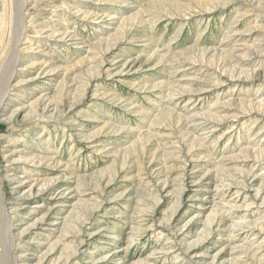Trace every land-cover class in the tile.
Wrapping results in <instances>:
<instances>
[{"label": "rangeland", "instance_id": "obj_1", "mask_svg": "<svg viewBox=\"0 0 264 264\" xmlns=\"http://www.w3.org/2000/svg\"><path fill=\"white\" fill-rule=\"evenodd\" d=\"M171 1L26 0L0 107V264H264V0ZM250 100L259 121L234 118Z\"/></svg>", "mask_w": 264, "mask_h": 264}, {"label": "bare ground", "instance_id": "obj_2", "mask_svg": "<svg viewBox=\"0 0 264 264\" xmlns=\"http://www.w3.org/2000/svg\"><path fill=\"white\" fill-rule=\"evenodd\" d=\"M209 1H214V0H209ZM171 7H173L174 8V14L173 13H171L170 12V14L171 15H175V14H177L176 12H175V9L176 10H181V2L180 1H176V0H172L171 1ZM13 6H14V8H15V14H14V16H13V28L11 29V32L12 33H14V43H13V46H12V52H11V54H10V59H8V61H7V65H6V68H8V70H7V72H8V75L6 76V78H5V80H4V82H5V84H4V86H3V92H2V95L0 96V107H1V105H2V103H3V101H4V99H5V97L9 94V91H10V88H11V83H10V81H11V74L13 73V72H15L16 71V68H14V64H15V66H17V65H19V63H20V60H21V56H20V49H19V43L21 42V38H22V36H23V26H24V22H25V9H26V0H14V2H13ZM208 6H210V5H208ZM214 6V8H217L218 7V5H211V7H213ZM170 7V8H171ZM205 7H207V6H205ZM169 8V7H168ZM12 12V11H11ZM167 13H169V11L167 10L166 11ZM208 11H206L205 12V14L207 13ZM96 19V18H95ZM12 22V21H11ZM10 22V23H11ZM11 26V25H10ZM93 27V26H92ZM20 29H22V30H20ZM61 34V33H60ZM69 35H71V34H69ZM68 35V36H69ZM58 38V37H57ZM65 38V36H62V39H64ZM252 49H256V47H252ZM250 50H251V48H250ZM238 60H241V59H238ZM243 60V59H242ZM239 62H241V61H239ZM215 75L217 76V79H218V81L220 80L221 82H225V81H227V76H225L224 75V73L222 72V73H220V72H216L215 73ZM242 75H239L236 79H243V77H241ZM231 78H232V76H230ZM229 77V78H230ZM248 79H250V78H248ZM177 91L178 92H173V91H171V90H169L168 91V94H169V96H172V97H174L175 95H177V96H179L180 95V97L182 98V97H185V95H188V94H191V93H193V91H191V90H187V89H185V87L184 86H182V85H178L177 86ZM251 102H252V104H253V106L250 108V109H248L247 111H241V110H238L236 113H235V115H234V118H236V119H238V118H241V117H243V116H246V115H251V114H255V115H253L252 117L255 119V123H257L258 121H259V119H260V116H261V110H260V108L262 107V102L261 103H259L258 104V106L255 108V106H254V101L253 100H250ZM44 104V110L45 109H47V108H49V105H48V103H43ZM168 114H169V119H167V121H169V124L171 125L170 127H172V123H174V122H177V124H184V116L181 114V115H179V114H175L171 109H168ZM205 117H207V118H209L210 120H214L215 122H216V120L215 119H213V118H211V117H208L207 116V114H206V116ZM250 117V116H249ZM186 118H188V117H186ZM200 117L198 116V115H192L191 116V121H192V123H194V124H191V126L192 127H199L200 125H203L204 124V122H201L202 120L201 119H199ZM157 121L160 119V116H157L156 118H155ZM171 119V120H170ZM218 122V121H217ZM220 122V121H219ZM206 124H207V122H205ZM210 123L211 122H209V124L208 125H210ZM217 124V123H216ZM215 124V125H216ZM218 125V124H217ZM206 125H203V127H205ZM215 126H210L209 127V129H212V128H214ZM177 134V133H176ZM176 136V135H175ZM252 149L253 148H251L249 145H248V147H245L244 148V150L245 151H247V152H249L250 150L252 151ZM264 152V149H253V152ZM229 155V154H228ZM228 155H223V157L221 158V161H219L218 163L219 164H223V163H228V164H230L231 162H227V161H223V158H226ZM250 156V154L248 153V154H245V155H243V157L244 158H248ZM31 158H34V157H31ZM43 160V159H42ZM45 160H48V161H50V159H45ZM52 160V159H51ZM32 169V168H31ZM35 171L36 170H39V169H36V168H33ZM30 170V169H29ZM39 172V171H38ZM36 174V173H35ZM39 174V173H38ZM187 175V176H186ZM185 176H186V180H188V179H190V180H192V181H194V182H196L197 181V179H195V178H192V177H190L189 176V174H185V160H184V171H183V173H182V175H181V179H183L184 180V183H185ZM29 175H27L26 176V178L25 179H28L30 182H31V180L29 179ZM20 182H24V179H20L19 180ZM55 182V179H49V180H45V179H40L39 177L37 178V179H35V181H34V186L35 187H37L38 185H39V187H38V191L37 192H41V193H43V192H45V191H47L48 189V187L49 186H51L53 183ZM204 186H206L207 187V185H204ZM214 192V191H213ZM7 202L5 201V199L2 197V195L0 194V228L1 229H5V237H6V240L7 239H9L10 237H11V221H10V213L8 212V210H7ZM208 222H212V219L211 218H209V220H208ZM4 224V225H3ZM0 229V230H1ZM75 250V249H74ZM67 259V258H66ZM150 264V263H149Z\"/></svg>", "mask_w": 264, "mask_h": 264}]
</instances>
